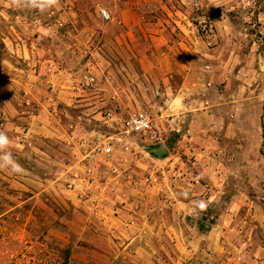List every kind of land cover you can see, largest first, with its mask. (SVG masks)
<instances>
[{"label":"rangeland","instance_id":"374dc122","mask_svg":"<svg viewBox=\"0 0 264 264\" xmlns=\"http://www.w3.org/2000/svg\"><path fill=\"white\" fill-rule=\"evenodd\" d=\"M30 3L0 0V264H190L189 227L264 211V0H149L127 39L116 0ZM159 45L173 81L215 86L218 139L158 95ZM133 111L160 141L124 134Z\"/></svg>","mask_w":264,"mask_h":264},{"label":"crops","instance_id":"0c3cea01","mask_svg":"<svg viewBox=\"0 0 264 264\" xmlns=\"http://www.w3.org/2000/svg\"><path fill=\"white\" fill-rule=\"evenodd\" d=\"M120 6V14L111 22L118 26L120 38L137 34L144 26L141 8L149 0H116ZM53 3V2H52ZM51 3V4H52ZM161 45H159L160 47ZM158 51L156 62H152L151 69L157 72L158 87L165 91L158 93L165 102L174 100L181 104V112L195 111L198 108L209 110V117L215 118V126L206 129L218 139V106L213 108L209 100L201 93L215 89L211 83H196L189 81L188 73H183L180 83L173 81V71L168 65L170 52ZM168 48V47H167ZM66 94H70L65 92ZM203 94V93H202ZM217 105L218 102L216 101ZM198 107V108H197ZM189 133H195L193 123L196 113H191ZM264 120V119H263ZM264 124V122H263ZM218 179L216 175L215 180ZM205 199L209 201L218 195V191L210 186ZM210 190V191H209ZM243 213V217H239ZM216 218L204 233H200L196 226L189 227L190 233L185 241L191 247L186 255L190 264H264V211L256 208H228ZM177 244V243H176ZM184 256V255H183ZM148 263L153 264L151 261Z\"/></svg>","mask_w":264,"mask_h":264},{"label":"built area","instance_id":"2783aa9c","mask_svg":"<svg viewBox=\"0 0 264 264\" xmlns=\"http://www.w3.org/2000/svg\"><path fill=\"white\" fill-rule=\"evenodd\" d=\"M196 4V3H195ZM102 17L108 19L106 12H102ZM94 80L90 78L86 81L85 86ZM124 134L137 136L150 143L160 141V131L158 130L154 120L143 111L131 112L122 124Z\"/></svg>","mask_w":264,"mask_h":264},{"label":"clouds","instance_id":"9594fccd","mask_svg":"<svg viewBox=\"0 0 264 264\" xmlns=\"http://www.w3.org/2000/svg\"><path fill=\"white\" fill-rule=\"evenodd\" d=\"M52 2H54V0H31V3L29 6L37 7L41 11H44L51 5ZM8 142H9L8 137L4 133L0 132V147L6 146L8 144ZM3 160L5 163H10L11 162L10 154H6L3 157ZM12 166H13L14 170H19V165H16L13 163ZM199 206L201 208L205 207V205L202 202L200 203Z\"/></svg>","mask_w":264,"mask_h":264},{"label":"water","instance_id":"95a60500","mask_svg":"<svg viewBox=\"0 0 264 264\" xmlns=\"http://www.w3.org/2000/svg\"><path fill=\"white\" fill-rule=\"evenodd\" d=\"M148 152L155 156L156 158H163L167 154V149L165 146H153L147 148Z\"/></svg>","mask_w":264,"mask_h":264},{"label":"trees","instance_id":"16d2710c","mask_svg":"<svg viewBox=\"0 0 264 264\" xmlns=\"http://www.w3.org/2000/svg\"><path fill=\"white\" fill-rule=\"evenodd\" d=\"M201 228V227H200Z\"/></svg>","mask_w":264,"mask_h":264}]
</instances>
